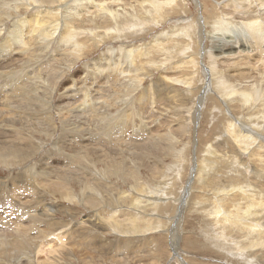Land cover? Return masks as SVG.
Segmentation results:
<instances>
[{
  "label": "rangeland",
  "instance_id": "obj_1",
  "mask_svg": "<svg viewBox=\"0 0 264 264\" xmlns=\"http://www.w3.org/2000/svg\"><path fill=\"white\" fill-rule=\"evenodd\" d=\"M261 37L264 0H0V228L12 209L22 221L47 204L78 215L56 212L69 225L32 239L43 250L0 264H264V247L208 214L229 185L243 190L229 213L241 217L249 191L264 200ZM230 124L254 135L245 148ZM17 142L35 153L23 160ZM37 171L46 181L33 183ZM62 178L76 193L92 186L97 206L63 202L47 183ZM135 216L160 227L131 233Z\"/></svg>",
  "mask_w": 264,
  "mask_h": 264
},
{
  "label": "bare ground",
  "instance_id": "obj_2",
  "mask_svg": "<svg viewBox=\"0 0 264 264\" xmlns=\"http://www.w3.org/2000/svg\"><path fill=\"white\" fill-rule=\"evenodd\" d=\"M21 1V0H20ZM152 3V2H151ZM168 3V2H167ZM21 4V3H20ZM153 4V3H152ZM151 4V5H152ZM154 5H158L157 4H153ZM161 9V8H160ZM160 9L156 6L155 7V11L157 10L158 12H160ZM44 12V11H43ZM48 13L56 16V12H53V11H48ZM36 20V19H35ZM54 20H56L54 18ZM27 20H21L22 23H25ZM74 24V23H73ZM57 27V26H56ZM63 27L66 28L65 31H67L68 33L70 32L71 28L69 29L70 25L68 24H65L63 25ZM261 26L257 23H252V24H249V28L252 30V31H255V33L257 32L258 28H260ZM15 30V29H14ZM56 31V30H55ZM18 32H21V31H18ZM54 32V31H53ZM260 36L263 35L262 33H259ZM15 39H18V41L20 42H23V37H22V34H18L16 37H14ZM255 38V37H254ZM261 38H264V37H261ZM260 38V39H261ZM257 39V38H256ZM71 41V39L69 40ZM73 41V40H72ZM8 42V45H9V41H6ZM12 42V41H11ZM74 42V41H73ZM260 42V41H259ZM262 42V41H261ZM254 44V43H253ZM256 44V43H255ZM254 44V45H255ZM83 45V44H82ZM236 45V44H235ZM258 45V44H257ZM78 46V45H77ZM252 46V45H251ZM74 47V46H73ZM76 47V46H75ZM81 47V46H80ZM136 47V46H135ZM235 48V46H233ZM262 47V46H261ZM139 48V47H138ZM250 48V47H249ZM258 48V47H257ZM259 49V48H258ZM80 50V48L78 49ZM76 50V51H78ZM135 51V50H133ZM239 51V50H238ZM250 51V50H249ZM128 52V51H127ZM230 52V51H229ZM245 52V51H244ZM248 52V51H247ZM263 52V51H262ZM260 52V53H262ZM130 53V52H129ZM134 53V52H133ZM137 53V52H136ZM141 53V52H140ZM227 54H229L227 51H226ZM231 53V52H230ZM253 54V53H252ZM263 54V53H262ZM134 55V54H133ZM141 55V54H140ZM227 56V55H226ZM133 57V56H132ZM131 57V58H132ZM228 57V56H227ZM148 59V58H147ZM260 59V58H259ZM263 59V58H262ZM261 60V59H260ZM262 62V61H261ZM215 70V69H214ZM211 72V71H210ZM11 75V74H10ZM224 86V85H223ZM226 88V87H225ZM258 88V87H257ZM252 91V90H251ZM257 91L255 90L254 91V94H256ZM85 95V93H84ZM87 96V95H85ZM240 96H241V99L243 101H247V99H249L251 97V93L249 92H246V91H242L240 92ZM31 98V97H30ZM63 99V98H62ZM84 99V98H83ZM87 99V98H86ZM66 105V104H65ZM82 105V104H81ZM78 107V106H77ZM63 108V107H62ZM66 108V107H65ZM59 109V108H58ZM61 111L63 109H60ZM121 116V115H119ZM231 123V122H230ZM233 123V122H232ZM226 124V123H225ZM241 125V127L243 126L242 124H239ZM245 126V125H244ZM243 126V127H244ZM247 126V125H246ZM227 127V125H226ZM240 127V126H239ZM261 128V127H259ZM226 129V128H224ZM229 129L230 130H233L232 133L234 134L235 138L241 142H238V144L241 146H247L250 142L248 139H250L251 137H254V135L252 134H249L247 135L248 137H246L244 135V133L241 131V129H235V125H229ZM246 130V129H245ZM262 130V129H261ZM227 131V130H226ZM247 131H254V130H247ZM264 131V130H263ZM5 132V131H3ZM228 132L230 133V131L228 130ZM227 132V133H228ZM246 132V131H245ZM6 134V133H4ZM246 134V133H245ZM8 135V134H6ZM227 135V134H226ZM230 135V134H229ZM263 135V134H262ZM232 136V135H231ZM232 136V138L234 137ZM256 136V134H255ZM19 137V136H18ZM21 137V136H20ZM228 138V137H227ZM262 138V137H261ZM230 139V138H229ZM234 139V138H233ZM21 140V139H20ZM232 140V139H231ZM264 140V139H262ZM3 141H0V144L2 143ZM253 142V141H252ZM262 141L260 142H257L255 141V144L253 145L251 143V147L248 146V148H255L257 150H262V145L260 144ZM6 144V142H4V145ZM237 144V145H238ZM4 145H0V149L3 148L2 146ZM17 145H20L21 149L19 150H16L17 148H20L19 146H16L14 144H11L9 145L13 150L21 153V158H23V160L25 158H30L33 153H35L30 147H27L25 145L24 142H17ZM171 145V144H170ZM170 145H167L166 147H162L163 151H166ZM23 146V147H22ZM6 147V146H4ZM171 147V146H170ZM237 147V146H236ZM24 148H26V152H24ZM209 149V148H207ZM255 150V151H257ZM234 151V150H233ZM236 151V150H235ZM161 152V153H162ZM208 152V151H207ZM253 152V151H252ZM26 153H31V154H26ZM209 153V152H208ZM256 155H259L257 153H255ZM3 155V154H2ZM1 156V155H0ZM161 156V155H160ZM75 157V156H74ZM1 158V157H0ZM76 158V157H75ZM4 159V158H2ZM206 159V158H205ZM242 159V158H241ZM1 160V159H0ZM28 160V159H26ZM209 161V160H208ZM241 161V160H240ZM202 163V166L200 167H197V173H198V177H196V179L198 180H201V173L203 170H206V166ZM43 164H45L43 162ZM46 165V164H45ZM243 165V164H242ZM41 166V165H40ZM44 166V165H43ZM42 167V166H41ZM46 167V166H45ZM203 168V169H202ZM42 169V168H41ZM44 169V168H43ZM202 169V170H201ZM255 169V168H254ZM36 170V169H35ZM39 171V170H38ZM37 171V172H38ZM47 173V172H46ZM258 175V174H256ZM262 175V174H261ZM262 177V176H261ZM36 178H39V180H37ZM48 176L46 174H44L43 172H38L34 175L33 179H31L33 181V183H36V180L37 182H43V181H46L45 179H47ZM72 178V177H70ZM62 182H60L59 184H57L56 182H50V179L49 181L47 182L48 183V186L51 187L53 185V188H54V191L55 192H58L60 193L59 196L62 198L61 200L63 202H68L70 203V201H78L79 203H83V202H86V204H89L91 208H94L97 206V202H96V199L97 198H94L90 193H89V190L91 188H93L92 186H89L87 184H83V186L81 187V190L79 193H76L74 192L75 189H73L71 186H70V183L69 181H71L70 179L68 178H62ZM67 179V180H66ZM59 180V179H58ZM73 180V179H72ZM26 182V181H25ZM50 182V184H49ZM45 185V184H44ZM32 186V185H31ZM35 187V186H33ZM247 187V186H246ZM52 188V187H51ZM35 189V188H34ZM50 189V188H49ZM252 189V188H251ZM33 190V189H32ZM253 190V189H252ZM259 190V189H258ZM233 191H236L237 193H240L242 192L243 190H241L240 187H238V185L234 186V185H229V188L228 190L224 191V192H221V193H218L216 191V193H214V195L212 196V201H214V205H212L210 207V209L208 210V214H210L212 217L215 218V220L221 221V224L222 225H225L226 223H230V227L234 228V229H237L241 232V234H244L245 238L248 240V247L249 248H253L255 246H260L259 248H263L264 247V225H263V222L259 220V218H264V200L262 198L263 194L260 193V192H250L248 193V197L251 198L250 199V202H253L251 203L250 205H246V211L245 212H242V215L241 217L239 216H236L232 213H229L228 211L229 210H225L224 206H222V204L226 203V201H229L230 199H232V197H236V193H233ZM246 192V191H245ZM247 194V193H246ZM240 195V194H239ZM243 196V195H242ZM242 196H239V197H242ZM247 196V195H246ZM238 197V198H239ZM243 198V197H242ZM257 198V200H256ZM242 200V199H241ZM238 201V200H237ZM240 201V199H239ZM243 201V200H242ZM240 201V202H242ZM142 202V200H139L137 199L133 205L134 208H137V212L138 213H142V214H145V211L144 209L148 207L147 204H145L144 206H141L140 203ZM73 203V202H72ZM75 203V202H74ZM229 203H232L229 202ZM249 203V202H248ZM35 204V203H34ZM61 205H51V204H47V205H43V210L40 211L39 213L42 214V216L40 214H38V216L36 215H30L28 217V219H24V221H22L23 219L21 217H23L26 213H24L25 211H23V216L21 214V217H19L18 215L15 216L13 213V209L9 212V209H7V211L9 212V219L8 218H4L3 220V223L5 224L4 226H8V228H11V231L9 232V230H6V227L5 229L4 226L3 228H0V233L1 232H6V233H2L0 234V258L2 256H5L7 254H11L13 252H15V257L17 259V262H22L21 261V257H22V251L24 252V250H27V249H31V245H34V246H38L37 248V252L39 250H43V248H40L41 245L39 244H36V243H32V239L34 238H37L40 237L39 235H48V234H51L55 228L57 227H66V224H68L67 220H64V221H56L57 219L54 218L55 216V213L56 212H63L64 214H69V216H72V218L75 220L77 219V214L75 215L74 212H73V209L71 210L69 208V206L65 203H60ZM149 204V203H148ZM237 204V206H241L240 203H236L235 202V205ZM246 204V203H244ZM243 204V205H244ZM41 205V204H40ZM73 206V205H72ZM226 207V206H225ZM5 208V207H4ZM17 208V207H16ZM220 208V210L218 209ZM19 209V208H18ZM228 209V208H227ZM95 210V209H94ZM27 212V211H26ZM45 213V214H44ZM147 213V212H146ZM36 214V213H35ZM14 215V216H12ZM28 215V214H27ZM114 215H116V213L112 212L111 215L109 216L110 219L114 218ZM2 216V215H1ZM3 217V216H2ZM1 217V218H2ZM5 217V216H4ZM40 217H45L47 218V220H44V219H38ZM53 217V218H52ZM141 216H135L131 221H129V225L131 226L130 228H132L131 230V233H139V234H142L144 235L146 231H153L155 230L156 228L160 227L159 224H155V221H150L149 218L146 219L144 216H143V219L140 218ZM67 218V217H66ZM145 218V219H144ZM11 219L14 221H11ZM141 221L140 223L142 225H144L143 227H141L140 225L141 224H137V221L138 220ZM162 219V218H161ZM2 220V219H1ZM0 220V221H1ZM26 220V221H25ZM73 220V221H74ZM137 220V221H136ZM152 220V219H151ZM80 224H83V225H86L87 223H91L89 222L88 219H84V220H80L79 221ZM147 224H146V223ZM72 223V222H71ZM86 223V224H84ZM157 223V222H156ZM159 223V222H158ZM215 223V222H214ZM79 224V225H80ZM109 224V223H107ZM163 224V223H162ZM1 225V224H0ZM69 225V224H68ZM77 225V224H76ZM94 225H96V223H94ZM112 225V224H110ZM82 227V225H80ZM92 226V225H91ZM113 226V225H112ZM73 227V226H72ZM75 227V226H74ZM78 227V226H77ZM84 227V226H83ZM87 227V226H86ZM96 227V226H95ZM114 227V226H113ZM219 227V226H218ZM85 228V227H84ZM129 228V227H128ZM221 228V226L219 227ZM47 229L50 230L49 232H47ZM76 229V228H75ZM79 229V227H78ZM83 229V228H82ZM95 229V228H94ZM224 229V228H222ZM230 229V228H229ZM34 230V234L35 235H31L29 231H32ZM81 230V229H80ZM221 232V231H220ZM47 233V234H46ZM72 233H74V229L71 228V230L69 231V234L72 235ZM30 234V235H29ZM29 235V236H28ZM8 236H11L12 239H8ZM42 238V237H41ZM34 241V240H33ZM44 243V242H43ZM129 243V242H128ZM41 244H42V241H41ZM48 244V243H47ZM46 244V245H47ZM120 244V243H119ZM125 244V243H124ZM44 246L48 247H51V245H47V246ZM130 245V244H129ZM83 246V245H82ZM92 246V245H91ZM33 247V246H32ZM43 247V246H42ZM127 247V246H126ZM70 249V248H69ZM32 250V249H31ZM257 250V249H255ZM30 251V250H29ZM33 251V250H32ZM31 251V252H32ZM73 251V249H72ZM253 251V250H252ZM40 252V251H39ZM25 254V253H24ZM75 254V253H74ZM90 254V253H89ZM28 255V254H27ZM24 257V256H23ZM22 257V258H23ZM4 259V258H3ZM30 259V258H29ZM73 259V258H72ZM2 260V258H1ZM84 260V259H83ZM4 261V260H3ZM73 261H77L75 258L73 259ZM26 262V261H25ZM29 262V261H28ZM21 264V263H19ZM64 264V263H63ZM70 264V263H69Z\"/></svg>",
  "mask_w": 264,
  "mask_h": 264
}]
</instances>
